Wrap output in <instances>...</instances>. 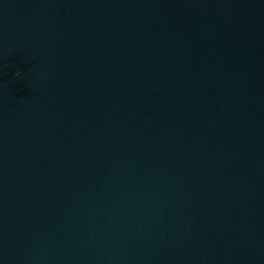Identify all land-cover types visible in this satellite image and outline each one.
<instances>
[{
	"label": "water",
	"instance_id": "water-1",
	"mask_svg": "<svg viewBox=\"0 0 264 264\" xmlns=\"http://www.w3.org/2000/svg\"><path fill=\"white\" fill-rule=\"evenodd\" d=\"M0 264H264V0H0Z\"/></svg>",
	"mask_w": 264,
	"mask_h": 264
}]
</instances>
